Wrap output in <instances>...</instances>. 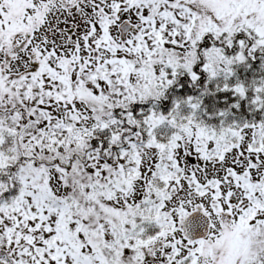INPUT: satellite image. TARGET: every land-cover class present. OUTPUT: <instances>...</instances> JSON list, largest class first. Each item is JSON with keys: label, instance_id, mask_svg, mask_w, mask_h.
<instances>
[{"label": "snow or ice", "instance_id": "snow-or-ice-1", "mask_svg": "<svg viewBox=\"0 0 264 264\" xmlns=\"http://www.w3.org/2000/svg\"><path fill=\"white\" fill-rule=\"evenodd\" d=\"M0 264H264V0H0Z\"/></svg>", "mask_w": 264, "mask_h": 264}]
</instances>
